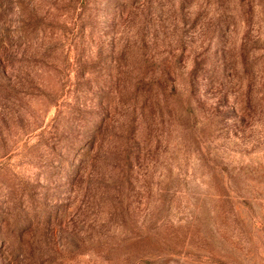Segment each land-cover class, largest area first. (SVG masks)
Returning a JSON list of instances; mask_svg holds the SVG:
<instances>
[{
    "label": "rangeland",
    "instance_id": "obj_1",
    "mask_svg": "<svg viewBox=\"0 0 264 264\" xmlns=\"http://www.w3.org/2000/svg\"><path fill=\"white\" fill-rule=\"evenodd\" d=\"M0 264H264V0H0Z\"/></svg>",
    "mask_w": 264,
    "mask_h": 264
}]
</instances>
